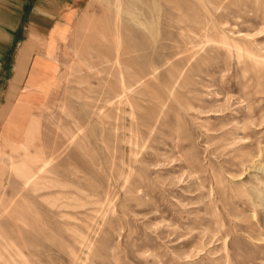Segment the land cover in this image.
<instances>
[{
	"label": "rangeland",
	"instance_id": "rangeland-1",
	"mask_svg": "<svg viewBox=\"0 0 264 264\" xmlns=\"http://www.w3.org/2000/svg\"><path fill=\"white\" fill-rule=\"evenodd\" d=\"M83 2L1 131L0 232L31 264H264V0ZM40 156L25 186L8 157Z\"/></svg>",
	"mask_w": 264,
	"mask_h": 264
},
{
	"label": "crops",
	"instance_id": "crops-1",
	"mask_svg": "<svg viewBox=\"0 0 264 264\" xmlns=\"http://www.w3.org/2000/svg\"><path fill=\"white\" fill-rule=\"evenodd\" d=\"M83 1L0 0V134L18 118L26 121L21 117L31 107L27 80L44 69L47 57L54 60L59 28L74 22ZM57 69L52 63L53 79ZM4 139L0 136V147Z\"/></svg>",
	"mask_w": 264,
	"mask_h": 264
},
{
	"label": "bare ground",
	"instance_id": "bare-ground-1",
	"mask_svg": "<svg viewBox=\"0 0 264 264\" xmlns=\"http://www.w3.org/2000/svg\"><path fill=\"white\" fill-rule=\"evenodd\" d=\"M151 5H152L153 16H155V25L158 23L160 15L164 17L163 18L164 21L170 22V19L168 17L169 12H170L169 10L170 7L167 8V4L163 6V4H160L159 0H152ZM203 28L204 27L201 26L197 29H192V28L189 29L193 32V34L191 36H188L185 42L184 41L181 42L182 45L185 46V49L188 47L187 45H191L195 47L194 45L197 39L200 38L202 35ZM220 41L222 44H225V45L229 44L228 40L224 37ZM248 56L251 58V60L255 64L257 65L263 64L262 60L259 59L258 55L255 52L248 51ZM125 86H124V90H125ZM11 144L15 151L20 152V153L24 152L23 143H20L18 141L17 142L13 141ZM8 159L10 160L9 168L15 173V175H19L23 179V184L25 186H30L31 184H33L38 174L45 171V168L47 167V164H48L46 159L41 156L36 158V164H33V166L26 165L25 167H22L19 165V163L17 164L16 162L12 161V159H10L9 157ZM0 160H4L3 155L0 157ZM34 166H36L37 168L34 169ZM7 208L8 206L5 205L2 211L7 210ZM0 264H31L27 262L25 253L22 252V249L19 247L14 237H11L7 232H4V233L0 232Z\"/></svg>",
	"mask_w": 264,
	"mask_h": 264
}]
</instances>
